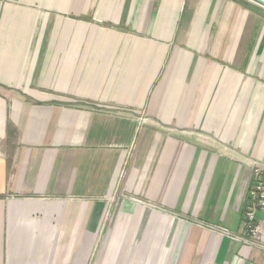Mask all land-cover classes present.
Returning <instances> with one entry per match:
<instances>
[{
	"label": "crops",
	"instance_id": "crops-1",
	"mask_svg": "<svg viewBox=\"0 0 264 264\" xmlns=\"http://www.w3.org/2000/svg\"><path fill=\"white\" fill-rule=\"evenodd\" d=\"M253 161L263 6L0 0V264H264Z\"/></svg>",
	"mask_w": 264,
	"mask_h": 264
},
{
	"label": "built area",
	"instance_id": "built-area-1",
	"mask_svg": "<svg viewBox=\"0 0 264 264\" xmlns=\"http://www.w3.org/2000/svg\"><path fill=\"white\" fill-rule=\"evenodd\" d=\"M250 167L252 181L243 212L244 236L221 227H210V230L264 252V162L253 161Z\"/></svg>",
	"mask_w": 264,
	"mask_h": 264
},
{
	"label": "water",
	"instance_id": "water-1",
	"mask_svg": "<svg viewBox=\"0 0 264 264\" xmlns=\"http://www.w3.org/2000/svg\"><path fill=\"white\" fill-rule=\"evenodd\" d=\"M251 1H253V2H255V3H257V4H259V5L264 7V1L263 0H251Z\"/></svg>",
	"mask_w": 264,
	"mask_h": 264
},
{
	"label": "rangeland",
	"instance_id": "rangeland-1",
	"mask_svg": "<svg viewBox=\"0 0 264 264\" xmlns=\"http://www.w3.org/2000/svg\"><path fill=\"white\" fill-rule=\"evenodd\" d=\"M233 233V232H232Z\"/></svg>",
	"mask_w": 264,
	"mask_h": 264
}]
</instances>
